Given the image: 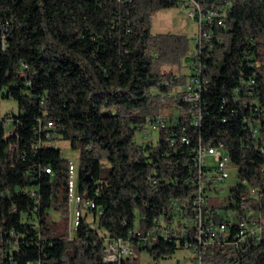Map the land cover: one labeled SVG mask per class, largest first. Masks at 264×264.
<instances>
[{
    "label": "trees",
    "instance_id": "1",
    "mask_svg": "<svg viewBox=\"0 0 264 264\" xmlns=\"http://www.w3.org/2000/svg\"><path fill=\"white\" fill-rule=\"evenodd\" d=\"M197 1L217 15L205 25L212 47L201 56L208 82L195 127L193 108L175 89L191 76L197 46L185 34L153 32L154 15L187 6L185 0H0V101L18 103L0 118V264H106L109 238L155 259L172 256L180 246L154 239V228L170 217L174 200L194 196L192 157L200 139L223 142L248 180L232 185L234 199L264 207V194L255 201L250 193V186L264 187V154L244 122L252 78L264 103V0ZM168 107L174 125L159 130L157 143H137V132ZM47 132L52 140L39 145ZM56 139L79 150L78 192L97 206L74 233L70 159L52 144ZM213 250L212 264H264V237L238 260L229 246ZM137 257L108 264H134Z\"/></svg>",
    "mask_w": 264,
    "mask_h": 264
},
{
    "label": "built area",
    "instance_id": "2",
    "mask_svg": "<svg viewBox=\"0 0 264 264\" xmlns=\"http://www.w3.org/2000/svg\"><path fill=\"white\" fill-rule=\"evenodd\" d=\"M185 3L190 9L188 15L198 23L195 42L199 59L194 62L193 72L186 84L182 86V98L193 108L192 122L196 127L200 126L204 117L202 96L208 82L203 77L207 64L201 56H203L204 48L212 47L213 36V31L207 30L205 25L214 20L213 17L217 15V11L205 12L197 0H185ZM218 22L223 24L221 20ZM255 81V78H252L248 84L249 88L245 90V95L250 98V102L245 101V107L249 113L244 115V122L247 124L246 128L250 130L255 148L264 154V103L261 102L256 91ZM239 98L236 96V103ZM225 106L226 100H224L223 107ZM238 111L233 108L232 114H237ZM171 115L172 112L169 115L164 112L157 114L150 122L151 130L168 129L174 125ZM53 126V123L50 122L45 128ZM13 133L14 131L9 129L6 135L10 136ZM169 135L174 141L175 130L173 129ZM182 139L187 144L191 143V139L187 135L182 136ZM51 140V134L47 132L46 139L40 138L39 145L43 142L49 143ZM10 148L14 149L15 145H10ZM193 153L192 165L198 171L197 178L193 182L195 194L190 202L183 199L174 200L170 217L154 228L155 230L159 229L157 236L154 235V239L160 236L168 241H175L181 249L186 251V260L182 264H212V261H209L207 257L214 253V246L221 252L226 251L228 246L231 247L233 255L238 260L246 250L263 240L264 207L253 206L249 203L248 198L234 199L231 194L232 185L241 182L249 186V182L247 179L240 178L237 164L232 160L223 142L207 144L200 139L198 145L193 148ZM210 158L214 161L210 162ZM262 169L264 170V166ZM46 171L50 172L51 169L47 167ZM69 173V183L72 185L69 200L71 204H74L73 211L71 209L72 233H74L85 211L97 206L93 200H85L78 192V164L73 159L69 160ZM228 180H234V182L229 185V191L223 193ZM250 193L257 201L264 194V187L250 186ZM102 212L103 209L98 208V215ZM133 234H140L138 226ZM133 255L134 250L130 241L122 238H109L103 259L108 264L110 257H123L124 262L128 258L134 257ZM220 264L225 263L221 262ZM234 264H238V262L236 261Z\"/></svg>",
    "mask_w": 264,
    "mask_h": 264
},
{
    "label": "rangeland",
    "instance_id": "3",
    "mask_svg": "<svg viewBox=\"0 0 264 264\" xmlns=\"http://www.w3.org/2000/svg\"><path fill=\"white\" fill-rule=\"evenodd\" d=\"M189 7L182 5L181 3L175 7L162 9L158 11L153 17V32L155 33H175V34H185L188 35L191 39V44L195 47V36L198 33V23L192 19L189 15ZM171 68V67H166ZM173 69L181 74V70L178 67H173ZM186 69V68H184ZM187 71L184 70V72ZM182 86H177L176 90H182ZM168 107L164 113L170 114L172 108ZM18 103L13 98H6L0 101V118L5 116L6 113L17 111ZM11 125V124H10ZM148 131V132H147ZM147 131H138L136 134V142L139 144L146 143L148 140H152L153 143H157L160 137V131L158 129L151 130L150 125H147ZM149 133V134H148ZM55 147L60 148L63 155L69 159H73L75 163H79V150L73 149L71 147V143L65 139H56L52 143ZM214 160L210 158V162ZM234 180H228L227 186L223 193H227L229 191V185H231ZM71 209L73 211L74 204H71ZM53 217L55 219H60V213H53ZM71 217V215H70ZM89 220H93V214H88ZM71 222V221H70ZM138 223V221H137ZM71 229L72 222H71ZM186 251L179 248L172 256L170 257H160L155 259L147 250L140 251L138 253L134 252L133 256H138L134 259V264H182L186 260ZM134 257H132L133 259Z\"/></svg>",
    "mask_w": 264,
    "mask_h": 264
},
{
    "label": "bare ground",
    "instance_id": "4",
    "mask_svg": "<svg viewBox=\"0 0 264 264\" xmlns=\"http://www.w3.org/2000/svg\"><path fill=\"white\" fill-rule=\"evenodd\" d=\"M69 192H72V185L69 183ZM123 257H110L108 258V262H117L120 261Z\"/></svg>",
    "mask_w": 264,
    "mask_h": 264
}]
</instances>
